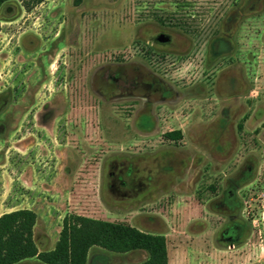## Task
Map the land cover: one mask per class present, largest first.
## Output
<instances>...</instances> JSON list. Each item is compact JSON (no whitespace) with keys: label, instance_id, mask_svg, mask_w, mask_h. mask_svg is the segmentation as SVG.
Returning a JSON list of instances; mask_svg holds the SVG:
<instances>
[{"label":"rangeland","instance_id":"374dc122","mask_svg":"<svg viewBox=\"0 0 264 264\" xmlns=\"http://www.w3.org/2000/svg\"><path fill=\"white\" fill-rule=\"evenodd\" d=\"M139 81L156 86L121 84ZM109 162L138 167L128 192L107 190ZM60 164L69 184L52 183ZM11 207L37 212L45 251L79 215L166 235L170 264H212L214 247L264 264V0L4 3L0 214ZM146 258L92 247L87 264Z\"/></svg>","mask_w":264,"mask_h":264},{"label":"trees","instance_id":"16d2710c","mask_svg":"<svg viewBox=\"0 0 264 264\" xmlns=\"http://www.w3.org/2000/svg\"><path fill=\"white\" fill-rule=\"evenodd\" d=\"M12 0H0L1 6ZM26 11L46 0H18ZM82 0H74L79 6ZM170 141L181 139L180 131L164 134ZM36 214L20 209L0 216V264H19L37 259L41 264H87L88 253L98 247L115 254L143 251L147 258L140 264H168L166 238L122 223H113L79 215H66L55 247L39 252L33 239Z\"/></svg>","mask_w":264,"mask_h":264},{"label":"flooded vegetation","instance_id":"af4514ba","mask_svg":"<svg viewBox=\"0 0 264 264\" xmlns=\"http://www.w3.org/2000/svg\"><path fill=\"white\" fill-rule=\"evenodd\" d=\"M157 41L159 42V44H162V43L167 44L166 43L167 41L163 40L162 37H159V38L157 37ZM214 45H215V48H214ZM231 50L232 49L230 48V46L226 44L224 41H222L221 39L216 40V42L212 44V51L215 52L216 55H219L223 52H231ZM121 84L123 88L131 87L132 91H137L140 93H141L140 91L141 85H144L145 87L146 85L156 86V84H154L153 82H141V81L137 82V84L136 83L130 84L129 82H123ZM139 105H140V102H139ZM144 110H146V108H144ZM138 114H140V112ZM137 174L139 175V169L137 166H135L134 163L126 164L124 162H119V163L109 162L106 166V172H105V177L107 180L106 188L108 191H113V192H118V193L128 192V190L131 189L130 186L133 184L135 185V181H137L138 179L136 177ZM141 184L142 183L139 182L137 186L140 187ZM233 198H234V195L232 194V192H228L226 194L227 201L230 202ZM230 229H231L230 231H227L222 235L223 238L225 239L232 238L237 233V228H230Z\"/></svg>","mask_w":264,"mask_h":264},{"label":"crops","instance_id":"0c3cea01","mask_svg":"<svg viewBox=\"0 0 264 264\" xmlns=\"http://www.w3.org/2000/svg\"><path fill=\"white\" fill-rule=\"evenodd\" d=\"M10 178H11V180L8 182V174L7 173L5 174V172H4V181H5L4 184H5V186H7V190H5L4 193H6V195L11 190L12 185H13L12 176ZM52 183L53 184H56V183L69 184L70 183V175H69L68 166H66L65 164L58 165V167L56 168V173L54 174V178H53V182ZM9 188H10V190H9ZM20 209H28V210L33 211L36 214L37 219H36V224H35L34 229H33V239H34V242H35V244L37 246L38 251L39 252L45 251L46 250L45 248H47V246H49L48 244L50 243V239L42 240L41 242L37 240V237H36V226L38 224L39 217H38L37 212L33 208H31V207H19V208L11 207L10 209L4 210V212H2L0 214V216L2 214L10 213L12 211H16V210H20ZM159 235H163V234H159ZM163 236L166 238V235H163ZM56 242H57L56 239H54L52 241L54 247H55ZM166 242H167V240H166ZM44 246H46V247H44ZM232 248H234V247H232ZM232 248L228 247V248L225 249V248L214 247L212 249V251L209 252V257L212 260V264H218V263H220V264H247V261L244 260V256L238 254L239 251L233 252ZM167 250H168V247H167ZM33 259H35V258H33ZM33 259L22 261L19 264L24 263L26 261H31ZM168 259H169L168 264H170L169 250H168Z\"/></svg>","mask_w":264,"mask_h":264}]
</instances>
